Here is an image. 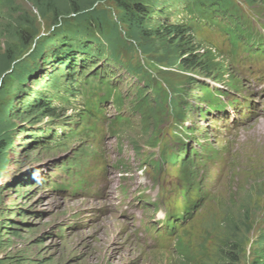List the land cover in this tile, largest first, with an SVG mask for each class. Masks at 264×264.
<instances>
[{
    "label": "rangeland",
    "instance_id": "rangeland-1",
    "mask_svg": "<svg viewBox=\"0 0 264 264\" xmlns=\"http://www.w3.org/2000/svg\"><path fill=\"white\" fill-rule=\"evenodd\" d=\"M234 1L239 18L264 36V0ZM187 4L164 3L163 17L149 18L151 27L187 22ZM124 16L114 0H0V264H253L264 244V81L250 96L254 109L261 105L257 115L232 129L222 113L202 114L198 84L227 87L225 79L233 76L248 85L243 42L235 47L218 24L192 28L197 52L212 49L224 61L220 81L221 72L190 68L163 48L156 30L144 38ZM68 23L86 26L94 38H113L122 65L93 60L114 69L116 75L108 76L114 85L99 83L102 92L93 93L89 86L100 88L86 82L88 73L64 67L61 86L49 90L58 74L52 68L64 52L32 76L36 58L28 56L45 46L48 61L61 44L50 45L51 37L67 33ZM118 87L126 95L121 106L109 99L98 104L102 109L93 107L96 117L105 110L106 118L80 117L86 102L102 93L120 100ZM140 88L148 103L137 110ZM45 89L51 114L34 103ZM164 91L169 99L160 105ZM182 142L188 153L198 150L195 170L207 200L196 193L189 170L169 160L156 166L161 150L170 154ZM111 174L114 188L108 191ZM141 180L146 183L138 186ZM189 203L199 207L185 220ZM180 214L182 225L165 224Z\"/></svg>",
    "mask_w": 264,
    "mask_h": 264
},
{
    "label": "trees",
    "instance_id": "trees-1",
    "mask_svg": "<svg viewBox=\"0 0 264 264\" xmlns=\"http://www.w3.org/2000/svg\"><path fill=\"white\" fill-rule=\"evenodd\" d=\"M169 1L171 0H114V4L125 12L124 18H128L131 21L134 31L140 30L144 38H150V35H152L151 32L156 30V33H154V31L153 34H156L161 39L162 45H165L163 48L171 50V53L178 55L179 57L181 56L183 63L190 68H199L206 72L214 68L216 70L220 69V67L221 69L225 68L221 61L215 60V55L213 54L212 49H205L202 53L197 52L198 49L193 42L195 36L192 30L196 25L207 26L208 24L213 25L218 23L221 25V28H224L228 33L232 34L234 41L241 40L248 46L263 44L261 41L256 44L259 40L254 37L251 30L246 28L245 22H242L239 18L238 10L240 8L234 3V0H187L188 4L186 5V8L191 14L187 22L184 23V21L179 22L177 20L174 21V24H171L170 21H166L169 24H158L152 28V23L149 18L154 17L155 14L160 15V18L163 17L159 9H163L164 3ZM160 18H158L159 22H161ZM76 25L68 23L65 27L68 32L65 33L64 36L67 34L70 35L69 38L64 40L65 44L69 41L75 40L74 35L83 34L88 43H85L79 38V48L80 50L89 51L90 55L94 52L90 39H93L92 43L101 49H104L105 47L103 42L104 38H107L110 45H115V41L111 40L113 38L109 36L105 37L103 35L102 37L94 38L88 33L86 26L81 29ZM70 37L72 38L70 39ZM77 54L79 55V51H77ZM77 54L75 56H78ZM75 59H77V57ZM82 63L83 65L85 64L83 60ZM206 93L208 96L213 95L208 88H206ZM140 98L142 100L144 97L141 95ZM33 107L35 106L33 105ZM42 107L44 108L43 112H40V109H38V112L46 113L51 110L47 104H44ZM253 264H264V244L257 251V257Z\"/></svg>",
    "mask_w": 264,
    "mask_h": 264
},
{
    "label": "bare ground",
    "instance_id": "bare-ground-1",
    "mask_svg": "<svg viewBox=\"0 0 264 264\" xmlns=\"http://www.w3.org/2000/svg\"><path fill=\"white\" fill-rule=\"evenodd\" d=\"M65 31L66 30H62V32H60L59 33V36H54V37H51V40H50V45H54L55 43H56V41L59 39V42H61V44H60V46H58L57 47V51H56V53L57 52H64L65 54H66V58L64 59V60H62V59H58L57 60V62H56V64H58V63H61V64H63V65H66V67H72L73 65H75L74 63H76L77 61H79V59H71L70 58V56L68 55V52H67V49H66V44H65V41H64V33H65ZM72 37H70V39H71ZM41 48H42V46H40V48L39 49H37V50H34L32 53H31V55L30 56H28L29 58H32L33 60L36 58L38 61H39V63L40 64H46V65H48V64H50L51 63V61H53L54 59H56V58H50V56L48 57V61H47V58H46V56H44V54L46 53V51L49 49V48H46V47H44L43 49H42V51L39 53V51L41 50ZM261 51H262V49L261 48H256L255 49V52L257 53V54H260L261 53ZM54 52V51H53ZM52 52V53H53ZM37 54H39V56H37ZM37 56V57H36ZM71 61V63H68L67 61ZM55 64V65H56ZM54 65V66H55ZM62 69L63 68H60L59 70L60 71H62ZM82 73H84V72H82ZM23 84H24V82H23ZM246 105H247V111H248V113L250 114L251 112H253L254 111V108H253V106L250 104V103H246ZM243 107V104H241V107H239V109L240 108H242ZM114 180H115V176L113 175V174H111L110 176H109V179H108V182L105 184V187L108 189V191L109 190H113V188H114V185H113V183H114Z\"/></svg>",
    "mask_w": 264,
    "mask_h": 264
},
{
    "label": "clouds",
    "instance_id": "clouds-1",
    "mask_svg": "<svg viewBox=\"0 0 264 264\" xmlns=\"http://www.w3.org/2000/svg\"><path fill=\"white\" fill-rule=\"evenodd\" d=\"M45 47V46H44ZM53 51L55 52L56 51V48H53ZM52 55H53V53H52ZM35 62H39L37 59L35 60ZM34 62V63H35Z\"/></svg>",
    "mask_w": 264,
    "mask_h": 264
}]
</instances>
